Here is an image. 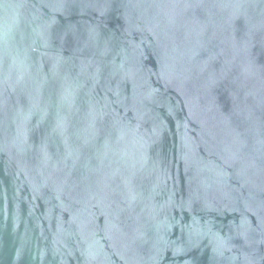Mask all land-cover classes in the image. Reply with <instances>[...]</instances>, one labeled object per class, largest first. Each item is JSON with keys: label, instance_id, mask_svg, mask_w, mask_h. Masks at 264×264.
<instances>
[{"label": "water", "instance_id": "95a60500", "mask_svg": "<svg viewBox=\"0 0 264 264\" xmlns=\"http://www.w3.org/2000/svg\"><path fill=\"white\" fill-rule=\"evenodd\" d=\"M0 264H264V0H0Z\"/></svg>", "mask_w": 264, "mask_h": 264}]
</instances>
